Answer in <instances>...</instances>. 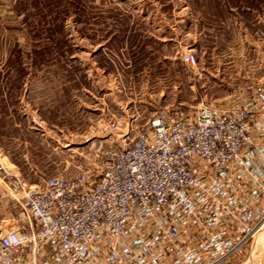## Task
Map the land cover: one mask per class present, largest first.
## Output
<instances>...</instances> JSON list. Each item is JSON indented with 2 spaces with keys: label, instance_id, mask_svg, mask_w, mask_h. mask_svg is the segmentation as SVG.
I'll list each match as a JSON object with an SVG mask.
<instances>
[{
  "label": "rangeland",
  "instance_id": "rangeland-1",
  "mask_svg": "<svg viewBox=\"0 0 264 264\" xmlns=\"http://www.w3.org/2000/svg\"><path fill=\"white\" fill-rule=\"evenodd\" d=\"M262 80L264 0H0V165L26 186L72 176L118 124ZM229 264H264V226Z\"/></svg>",
  "mask_w": 264,
  "mask_h": 264
},
{
  "label": "built area",
  "instance_id": "built-area-1",
  "mask_svg": "<svg viewBox=\"0 0 264 264\" xmlns=\"http://www.w3.org/2000/svg\"><path fill=\"white\" fill-rule=\"evenodd\" d=\"M118 125L72 176L26 186L0 165L35 224L0 234V264H229L249 248L264 226V80L222 108Z\"/></svg>",
  "mask_w": 264,
  "mask_h": 264
},
{
  "label": "crops",
  "instance_id": "crops-1",
  "mask_svg": "<svg viewBox=\"0 0 264 264\" xmlns=\"http://www.w3.org/2000/svg\"><path fill=\"white\" fill-rule=\"evenodd\" d=\"M14 177H18L12 173ZM13 180L0 171V234L11 229H17L21 233H30L34 230L35 224L23 219L20 215L19 192L12 184ZM10 221L9 226L4 230L3 222Z\"/></svg>",
  "mask_w": 264,
  "mask_h": 264
},
{
  "label": "bare ground",
  "instance_id": "bare-ground-1",
  "mask_svg": "<svg viewBox=\"0 0 264 264\" xmlns=\"http://www.w3.org/2000/svg\"><path fill=\"white\" fill-rule=\"evenodd\" d=\"M2 166L4 167V169L6 170V171H9L10 172V168L7 166V165H5V164H2ZM259 237H260V234H259ZM260 239V238H259ZM259 241V240H258ZM258 243V242H257ZM255 248V247H254Z\"/></svg>",
  "mask_w": 264,
  "mask_h": 264
}]
</instances>
